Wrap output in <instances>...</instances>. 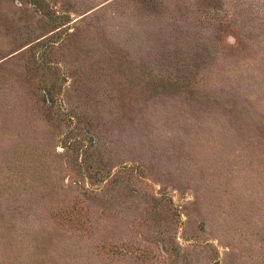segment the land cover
<instances>
[{"label": "rangeland", "instance_id": "obj_1", "mask_svg": "<svg viewBox=\"0 0 264 264\" xmlns=\"http://www.w3.org/2000/svg\"><path fill=\"white\" fill-rule=\"evenodd\" d=\"M0 264H264V0H0Z\"/></svg>", "mask_w": 264, "mask_h": 264}]
</instances>
